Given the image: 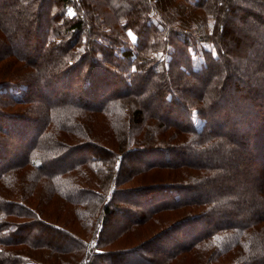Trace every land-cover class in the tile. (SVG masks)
Masks as SVG:
<instances>
[{
  "label": "trees",
  "instance_id": "trees-1",
  "mask_svg": "<svg viewBox=\"0 0 264 264\" xmlns=\"http://www.w3.org/2000/svg\"><path fill=\"white\" fill-rule=\"evenodd\" d=\"M176 262L264 264V0H0V264Z\"/></svg>",
  "mask_w": 264,
  "mask_h": 264
},
{
  "label": "rangeland",
  "instance_id": "rangeland-1",
  "mask_svg": "<svg viewBox=\"0 0 264 264\" xmlns=\"http://www.w3.org/2000/svg\"><path fill=\"white\" fill-rule=\"evenodd\" d=\"M183 3H181V4H179L178 3V11L182 8V7H180L181 5H182ZM202 11V10H201ZM201 11L200 10H198V12H200L201 13ZM232 12H234V8L231 10V12L230 13H232ZM177 15V14H176ZM202 15V14H201ZM178 16V15H177ZM33 45H32V43H29V45L27 46V50H29L30 51V49H31V47H32ZM77 82H79V81H77ZM80 86V84H78V83H76L75 82V84H74V88H73V90H77V88ZM76 88V89H75ZM47 89V87L45 88V90ZM155 102L157 103L158 102V100L157 99H155ZM15 145H17L16 143H14ZM249 152V147H247V148H244L243 147V153L244 154H247ZM245 165L246 164H249V162L248 161H245V163H244ZM244 165V166H245ZM260 168V167H259ZM255 170L256 171H258V167L256 166L255 167ZM255 171V172H256ZM250 174V173H249ZM151 177L152 176H150V179H151ZM246 179H248V178H246ZM134 200V199H133ZM47 213H54L55 214V218L56 219H60L61 221H63V220H65V218L67 217V215H68V213L66 212V210H65V212L64 211H59V212H56L55 210H57L58 211V207H56L55 206V204H53V203H50V205H47ZM58 208V209H57ZM140 210H144L143 208H140ZM122 214L121 213H114L113 215H111V218H110V222H109V225L106 227V229L107 230H109V229H112V230H114V229H117L118 227H120V226H122L123 225V223H122ZM176 264H177V262H176ZM184 264H189L188 262H186V263H184Z\"/></svg>",
  "mask_w": 264,
  "mask_h": 264
}]
</instances>
